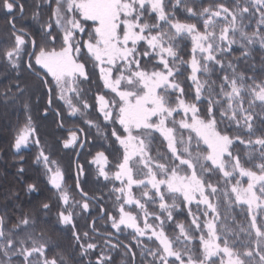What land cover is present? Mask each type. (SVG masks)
Returning <instances> with one entry per match:
<instances>
[{
    "label": "snow or ice",
    "instance_id": "snow-or-ice-1",
    "mask_svg": "<svg viewBox=\"0 0 264 264\" xmlns=\"http://www.w3.org/2000/svg\"><path fill=\"white\" fill-rule=\"evenodd\" d=\"M0 13L11 148L36 149L52 193L10 208L19 190L0 192V264H264V0H0ZM34 104L54 116L51 142ZM65 150L79 200L53 158Z\"/></svg>",
    "mask_w": 264,
    "mask_h": 264
},
{
    "label": "trees",
    "instance_id": "trees-1",
    "mask_svg": "<svg viewBox=\"0 0 264 264\" xmlns=\"http://www.w3.org/2000/svg\"><path fill=\"white\" fill-rule=\"evenodd\" d=\"M26 3L28 5H31L32 0H26ZM31 14V7L28 9L27 15L30 16ZM6 20V17L3 15V13H0V30L3 29L4 22ZM25 24L27 27H34L33 21L31 19H27L25 21ZM255 55L257 58L261 55L259 50L256 51ZM7 83V80L3 77H0V90H2V87L4 84ZM84 87H89L88 85H85ZM94 87V86H93ZM35 97H33V100L35 101ZM43 100H46V96L42 97L41 103H43ZM55 103V101H54ZM41 113H42V107L40 105H35L33 107V115L35 118V121L37 125L39 126V133L42 137L43 141L51 142L52 138L55 135H61V133L56 132V124L54 123V116L52 114H49L47 119H41ZM90 119L96 120V114H92ZM14 121H15V114L12 112H7L3 108H0V192H3L7 190L10 187H15L19 190V199L14 202L9 203V207L11 208L13 203L21 204L25 207L30 206L31 204L35 203L37 200L44 199L46 197H49L52 195V193L49 191L50 185H47L46 183V177L43 175V171L40 165L34 163V155L36 152V149L32 146L27 147L25 149H21L18 153L15 152L11 148L12 143V137H13V130H14ZM70 123L79 125L81 127H85L82 123L79 117H72L70 118ZM87 130V129H86ZM96 131V129L94 128ZM92 135H90V138ZM96 138L95 145H92V150H99L101 146L104 144V141L101 137L93 136ZM87 152L88 147H85L79 156V159L81 162H84L87 159ZM75 152L70 150H65L62 153H58L56 156H54V159H59L60 164L64 170L65 173V182L67 186H70L71 195L79 200L80 195L73 187L74 185V170H73V158H74ZM21 157L23 158L21 160ZM23 166L25 169L24 172V183L28 182H38L40 191L35 193H25L22 190V184L20 183V179L17 175V169L19 167ZM100 185L94 184L91 182V177L87 182L83 184V188L85 191L89 193V195H93L96 193V189H98ZM53 197V202H54ZM3 203L2 197H0V204ZM108 204L109 209H111L112 205L110 201H106ZM56 209L53 207V212H55ZM91 215H83L81 217L77 218V227L78 229L83 232L88 229V226L90 225L91 220L94 217H97L98 215V208L93 207L90 209ZM98 229L100 231H109L110 225L108 227H104L105 220L104 219H97L95 221ZM67 235L70 236V232L67 233ZM121 239H125L124 236H121ZM116 264H119L121 257L118 254H114ZM95 259V256L92 257Z\"/></svg>",
    "mask_w": 264,
    "mask_h": 264
},
{
    "label": "rangeland",
    "instance_id": "rangeland-1",
    "mask_svg": "<svg viewBox=\"0 0 264 264\" xmlns=\"http://www.w3.org/2000/svg\"><path fill=\"white\" fill-rule=\"evenodd\" d=\"M46 99H47V97H46ZM93 120H95V119H93ZM89 132H90V135H92V137L95 135V130H94V128L93 129H90V130H88ZM30 147V146H29ZM23 149H25V148H23ZM76 153V152H75ZM75 156V155H74ZM74 159V158H73ZM73 170H74V167H73Z\"/></svg>",
    "mask_w": 264,
    "mask_h": 264
},
{
    "label": "water",
    "instance_id": "water-1",
    "mask_svg": "<svg viewBox=\"0 0 264 264\" xmlns=\"http://www.w3.org/2000/svg\"><path fill=\"white\" fill-rule=\"evenodd\" d=\"M76 156H77V153H75L73 161L76 159ZM74 176H75V170H74ZM92 223H93V219L91 220L90 224H92Z\"/></svg>",
    "mask_w": 264,
    "mask_h": 264
}]
</instances>
